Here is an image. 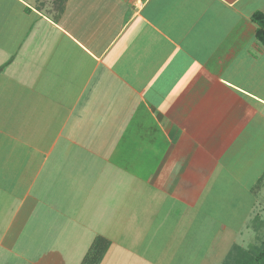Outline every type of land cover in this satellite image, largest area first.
<instances>
[{
	"label": "crops",
	"instance_id": "0c3cea01",
	"mask_svg": "<svg viewBox=\"0 0 264 264\" xmlns=\"http://www.w3.org/2000/svg\"><path fill=\"white\" fill-rule=\"evenodd\" d=\"M35 1L0 0V264L218 263L217 196L263 220L264 0Z\"/></svg>",
	"mask_w": 264,
	"mask_h": 264
},
{
	"label": "rangeland",
	"instance_id": "374dc122",
	"mask_svg": "<svg viewBox=\"0 0 264 264\" xmlns=\"http://www.w3.org/2000/svg\"><path fill=\"white\" fill-rule=\"evenodd\" d=\"M46 1L50 2V4H52L54 2V0H46ZM35 2L37 4V2L38 3L40 2V0H37ZM16 7L18 8V5H16L15 8ZM258 186H259V184H258ZM261 196H260L261 203L258 206H254L253 209H257L258 212L263 211L262 214L260 215V217H263L262 221L255 220L254 214L252 216V220H250L249 214H246V211H245V207L248 208L250 203H252V201H253V204L256 202L255 196H254V198H251L250 196L248 197V195H246V197L243 199V200H245L246 204H244V201H242V203H241L242 205H235V206L229 205V203L233 202V196H231L230 198L226 197V196H220V198H219V196H217L218 199H215V202H214L215 204H213L214 205L213 207L215 208V211L213 213L216 216L221 217V218L224 217V218L230 220L232 223H234L237 227H240V228L241 227L245 228L246 226H248L247 230H246L247 232L244 231L243 235H240V232L237 230V231H235L236 235L235 236L233 235L232 236L233 238H231L232 240L234 239L237 244L245 246L247 248L252 246V245L260 244L262 241H264V189L261 192ZM260 198H259V200H260ZM219 201L221 204L219 203ZM227 206H230L232 216H229L228 214L226 215L224 209L227 208ZM247 211H248V209H247ZM222 221L224 222L223 219H222ZM209 224H210V226L205 231V234L208 233V235H202V231H203L202 229L190 231V233L188 235L189 244L196 245L199 242V243H201L202 247H204V249H206L208 247L218 248L217 242L221 241V239L223 240L224 239L223 237H225V236H223V233H221L222 230H220V232H217L216 230L212 231V228H213L212 223H209ZM213 234H216L217 236L216 237L211 236ZM201 245L199 246V248L201 247ZM228 249H229V247L227 248V250L224 253L219 252L221 254V256H220L221 258L219 257L220 260L218 263H216L218 258L212 257L211 261H214V262L213 263L211 262L210 264H222L223 260L225 259L226 255H227L226 252L228 251ZM214 251H216L215 248L213 249L212 253H214ZM212 253H210V254H212ZM210 254H208V255H210ZM178 255H179V257L180 256L184 257V254H181V253H177V252H175L174 254L168 253L167 255H164V257H166V260H164L163 263H160V264H197L195 261H189V259H188V261L186 260V262H185V259L181 262L178 260V258H179ZM196 255L198 256V253ZM130 262H131V264H142L141 262H139L137 260H135V261L131 260Z\"/></svg>",
	"mask_w": 264,
	"mask_h": 264
},
{
	"label": "trees",
	"instance_id": "16d2710c",
	"mask_svg": "<svg viewBox=\"0 0 264 264\" xmlns=\"http://www.w3.org/2000/svg\"><path fill=\"white\" fill-rule=\"evenodd\" d=\"M252 20L258 25L256 37L264 45V13H254ZM110 243L107 237L96 236L81 264H99ZM222 264H264V241L248 248L239 244L232 245Z\"/></svg>",
	"mask_w": 264,
	"mask_h": 264
}]
</instances>
